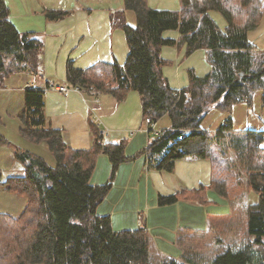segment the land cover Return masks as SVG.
<instances>
[{"label": "trees", "instance_id": "16d2710c", "mask_svg": "<svg viewBox=\"0 0 264 264\" xmlns=\"http://www.w3.org/2000/svg\"><path fill=\"white\" fill-rule=\"evenodd\" d=\"M122 1L123 8L110 13V22L124 33L128 46L124 62H97L80 70L68 61L67 80L80 90L109 91L118 100L128 91H136L143 118L156 122L167 115L170 127L162 129L140 152L148 161L159 155L155 167L171 171L177 159H209L211 180L196 190L212 189L228 201L244 191L249 196L246 242L237 249L219 251L211 264H264V128L234 133L230 119L214 131L201 127L211 108L229 113L234 105L245 103L251 109L258 89L264 107V50L247 36L260 22L261 0H179L178 10L153 8L146 0ZM127 10L134 13L133 22L127 20ZM212 10L225 19L224 29L209 15ZM9 14L6 0H0V87L18 72L41 74L43 40L32 31L18 30ZM63 14L61 10L46 11L48 18ZM168 29L178 30L177 41L163 36ZM175 44H184L186 54L204 50L210 65L204 76L190 70L189 83L179 96L163 74L167 61L160 54L162 46ZM24 102L17 113L21 134L45 143L55 164H47L31 151L15 150L24 174L0 184L26 200L19 215L0 213V264H153L147 228L116 231L110 216L96 210L112 187L118 165L132 158L124 153L125 141H105L95 129L91 146L75 149L59 129L46 124L42 90L25 87ZM0 143H6L1 136ZM98 154L108 156L111 170L104 184L92 185L89 180ZM176 199L177 195L159 196L158 202ZM155 262L186 264L166 257Z\"/></svg>", "mask_w": 264, "mask_h": 264}, {"label": "crops", "instance_id": "0c3cea01", "mask_svg": "<svg viewBox=\"0 0 264 264\" xmlns=\"http://www.w3.org/2000/svg\"><path fill=\"white\" fill-rule=\"evenodd\" d=\"M20 1L26 2L34 12H38L24 15L25 18H34V21L30 20V23L23 25L28 28L19 29L14 24L18 30L32 31L42 39L43 52L40 75L34 76L27 72L18 74H29L30 81L26 85L43 91L46 124L59 129L66 142L75 149H88L93 131L106 128L108 133L103 139L112 143L124 140V153L132 157L118 165L112 187L98 205L97 213L110 216L112 228L116 231L147 228L152 262L156 258L166 257L192 264L188 256L191 247L202 245V240L210 236L221 247L218 250L232 247L228 243L237 237V211L241 206L242 195H248L247 192L228 201L212 189L196 190L211 180L212 163L209 159H177L171 171L157 169L155 163L159 155L152 162L148 161L144 153H140L156 134L146 129L140 96L136 91H128L121 100L109 91L100 92L96 98L87 88L80 91L72 88L74 86L67 80L68 61L80 70L97 62H124L128 53L124 33L113 28L110 22V13L120 9L123 1ZM146 1L148 6L157 9H180L179 0ZM48 10H61L64 14L56 19L48 18ZM261 11L258 26L248 31L247 36L253 45L264 50V0H261ZM209 15L224 29L226 21L219 12L212 10ZM126 18L133 22L134 13L127 10ZM163 36L177 41L179 32L177 29H168L163 32ZM160 54L167 61L162 68L163 74L168 84L176 90L189 83L190 70L197 76H204L210 70L202 49L186 54L184 44L164 45ZM61 85L71 88L66 92L50 88ZM168 119L167 115L162 116L156 121V127L160 130L169 128ZM110 170L108 156L98 154L90 183L104 184ZM171 195H177L176 201L166 204L158 202L159 196ZM243 213L241 220L244 224L245 210Z\"/></svg>", "mask_w": 264, "mask_h": 264}, {"label": "rangeland", "instance_id": "374dc122", "mask_svg": "<svg viewBox=\"0 0 264 264\" xmlns=\"http://www.w3.org/2000/svg\"><path fill=\"white\" fill-rule=\"evenodd\" d=\"M6 1L10 10L9 16L11 21L16 23L19 29H22L21 27L28 28L29 26L23 25L30 23V20L34 21V18H25L24 15L29 12L36 14L38 11H35V13L26 2L23 3L20 0ZM99 2L104 3L105 1L100 0ZM121 8H123V5ZM18 73L8 76L4 80L3 86L0 87V136L6 140V143H0V181H4L11 176L24 174L23 164L14 157L16 149L31 151L41 156L47 164L51 166L55 164V158L45 143H35L21 134L22 123L17 113L25 105L24 87L30 81V76L27 73ZM261 94L262 91L259 89L254 91L251 109L245 103L234 105L229 113L211 108L202 119L201 127L211 131L213 128H218L219 124L223 125L230 119L231 132L243 133L247 129L262 130L264 128V107L261 105ZM97 131L99 132L100 129ZM101 137L104 138V136ZM242 178L244 180L247 179L245 175H242ZM3 186L0 184V213L14 216L19 215L26 198L10 190H6ZM245 195H242L241 206L237 211V237L228 243L235 249L241 247L246 242L244 224L241 220L242 216L244 217L243 212L249 201V196ZM202 241V245L191 247V250L188 252V256L193 261V263L191 262L192 264H211L213 257L220 251L218 249L221 247L216 244L214 238H211V236L207 240L203 239ZM153 264H156L155 260Z\"/></svg>", "mask_w": 264, "mask_h": 264}, {"label": "built area", "instance_id": "2783aa9c", "mask_svg": "<svg viewBox=\"0 0 264 264\" xmlns=\"http://www.w3.org/2000/svg\"><path fill=\"white\" fill-rule=\"evenodd\" d=\"M26 87H28V86L26 85ZM50 88H52V89H54V90H58V91H60V92H66V91H68V90L71 88V86H68V85L50 86ZM72 88H74V89L80 91L79 87H77V86H74V87H72ZM100 92H101L100 90H97V89H94V88L90 89V93H91L92 95H94L96 98H98V96L100 95ZM179 94H180V89H177V90L174 92V95H175V96H179ZM96 100H97V99H96ZM144 124L146 125V129H147L148 131H150V132H153V133H155V134H158V133L161 131L160 129H158V128L156 127V122L152 121L149 117H145V118H144ZM186 131H188V129L184 130V131L182 132V135H180V137H182L183 134H184V132H186ZM98 133H99V135H101V136H105V135L108 133V130H107L106 128H103V129H100V131H99Z\"/></svg>", "mask_w": 264, "mask_h": 264}]
</instances>
